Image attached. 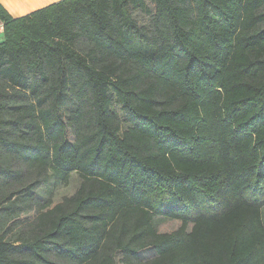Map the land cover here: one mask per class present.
<instances>
[{"label":"trees","instance_id":"trees-1","mask_svg":"<svg viewBox=\"0 0 264 264\" xmlns=\"http://www.w3.org/2000/svg\"><path fill=\"white\" fill-rule=\"evenodd\" d=\"M152 3L0 4V264H264V0Z\"/></svg>","mask_w":264,"mask_h":264},{"label":"rangeland","instance_id":"rangeland-1","mask_svg":"<svg viewBox=\"0 0 264 264\" xmlns=\"http://www.w3.org/2000/svg\"><path fill=\"white\" fill-rule=\"evenodd\" d=\"M146 3L148 7L153 10L154 5L152 3V0H146ZM133 17L138 21V23L141 26H148L149 24V17L142 13L141 11H136L132 13ZM73 108V105L69 103L67 108L63 110V115L65 119H68L69 117V110ZM120 113V112H119ZM124 125V129H125ZM70 137L73 139V137L70 134ZM53 181L50 180L48 184H42L36 191V198L40 200L43 204H48L49 202L52 203V206L61 202L63 198L65 197H71L73 196L80 188L82 184V179L79 177L78 174L74 173L71 175V179L69 182V185L67 187L64 186H54ZM34 217V213L28 215V216H22V219L30 218L32 219ZM263 220H264V210H263ZM179 226L178 223H167V221L162 219H157L155 221V227L156 229L161 232H171L174 229H176ZM142 258L144 259H150V253L149 251H145L141 254ZM121 258V256H118V260Z\"/></svg>","mask_w":264,"mask_h":264},{"label":"crops","instance_id":"crops-1","mask_svg":"<svg viewBox=\"0 0 264 264\" xmlns=\"http://www.w3.org/2000/svg\"><path fill=\"white\" fill-rule=\"evenodd\" d=\"M62 0H0L12 18H20ZM4 41V24L0 20V43Z\"/></svg>","mask_w":264,"mask_h":264}]
</instances>
